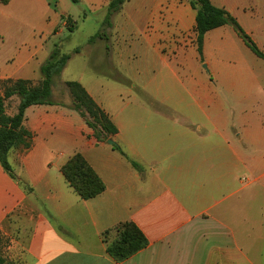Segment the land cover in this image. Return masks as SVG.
Listing matches in <instances>:
<instances>
[{"label": "crops", "instance_id": "obj_1", "mask_svg": "<svg viewBox=\"0 0 264 264\" xmlns=\"http://www.w3.org/2000/svg\"><path fill=\"white\" fill-rule=\"evenodd\" d=\"M24 1L0 0L1 96L9 80L39 85L42 63L34 62L58 25L54 18L46 33L16 32V17L6 10ZM89 1L104 21L112 0ZM210 1L255 43L264 37L256 7ZM196 26L189 0H127L109 32L96 35L104 45L103 68L113 71L126 48L146 65L138 64L137 76L152 64L142 84L147 102L134 111L111 113L99 90L82 85L118 128L111 140L120 150L98 143L70 105L26 111L30 136L7 157L14 177L0 162L5 264H264V229L255 236L249 207L264 189V60L229 25L206 34L201 56ZM19 105L16 96L6 101V114L14 117ZM78 154L106 187L88 201L62 173ZM125 223H134L148 246L117 263L107 248Z\"/></svg>", "mask_w": 264, "mask_h": 264}, {"label": "trees", "instance_id": "obj_2", "mask_svg": "<svg viewBox=\"0 0 264 264\" xmlns=\"http://www.w3.org/2000/svg\"><path fill=\"white\" fill-rule=\"evenodd\" d=\"M70 1L76 5L82 3V0ZM126 1L112 0L109 3L104 18L105 28L112 27L113 16L122 9ZM189 1L197 12V44L201 56L206 34L229 25L252 53L264 60V52L228 11L214 6L210 0ZM96 38L97 36L91 38L90 42L92 43ZM69 60L70 56L62 54L61 50L56 47L40 69L42 80L39 85L34 86L32 82L25 80H9L4 84V95H0V162L12 177L14 176L8 164V153L14 146L25 143V138L30 136L23 128L26 111L32 106H62L53 99V81L62 73ZM65 85L72 98V106L69 108L79 113L86 121L98 143H106L118 134V128L109 115L95 102L81 83L69 81ZM15 96L20 100L18 113L14 117H9L6 114V101ZM113 147L120 150L117 144ZM133 165L137 167V164L133 163ZM62 173L82 200L94 199L106 189L103 181L80 154L68 161L62 168ZM147 246L148 239L145 234L134 223H125L117 228V238L108 244L107 251L115 262L120 263L130 259ZM0 264H5L1 258Z\"/></svg>", "mask_w": 264, "mask_h": 264}, {"label": "rangeland", "instance_id": "obj_3", "mask_svg": "<svg viewBox=\"0 0 264 264\" xmlns=\"http://www.w3.org/2000/svg\"><path fill=\"white\" fill-rule=\"evenodd\" d=\"M242 2L251 4L254 9L256 7L264 18V0H242ZM90 4L89 0H82L80 5L73 4L70 0L61 2L48 0L45 3L40 0H25L23 3H16L12 9L6 11L16 17L15 31L30 35H38L42 31L46 33L47 24L50 20L57 18L58 25L51 32L47 47L34 62L35 65L40 63L44 65L56 47L62 54L70 56L62 73L53 81V92L57 103H61L62 106H72V98L65 84L67 81H76L84 87L89 86L99 90L104 106L111 113L117 114L121 110L134 111L147 102V93L142 84L152 76V64H147L150 66L148 70L150 72L144 76H137L141 58L135 59L130 49L126 48L123 60H113V71L103 68V41L96 39L93 48L90 47L89 40L109 30L104 26L102 18L104 12L93 13ZM256 43L264 52V37L258 38ZM132 50L134 51V48ZM143 65L140 67L146 66L144 62ZM97 70L111 77L104 76L106 74H100ZM127 80L134 81L138 88H134ZM253 196L252 205L249 203V207L252 206L253 210L250 225L257 236L259 231L264 229V189H259ZM240 238L243 239V235H240ZM260 247H263L262 244Z\"/></svg>", "mask_w": 264, "mask_h": 264}, {"label": "water", "instance_id": "obj_4", "mask_svg": "<svg viewBox=\"0 0 264 264\" xmlns=\"http://www.w3.org/2000/svg\"><path fill=\"white\" fill-rule=\"evenodd\" d=\"M107 144L110 145V146H113L115 143H114L113 140H108V141H107Z\"/></svg>", "mask_w": 264, "mask_h": 264}]
</instances>
